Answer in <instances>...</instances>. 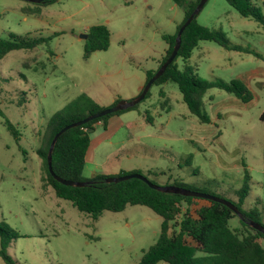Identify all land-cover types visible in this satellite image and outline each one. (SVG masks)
Wrapping results in <instances>:
<instances>
[{
	"label": "rangeland",
	"instance_id": "1",
	"mask_svg": "<svg viewBox=\"0 0 264 264\" xmlns=\"http://www.w3.org/2000/svg\"><path fill=\"white\" fill-rule=\"evenodd\" d=\"M250 1L264 14V0ZM182 18L183 10L171 0H56L48 4L0 0V37L12 33L49 38L32 50H13L0 59V223L20 235L6 247L15 261L136 264L155 243L162 219L146 206L105 210L94 220L57 197L45 184L36 149L49 117L78 97L102 107L116 93L131 97L165 52L162 34L173 33ZM196 21L221 30L231 42L262 56L238 54L200 41L187 61L198 78L228 83L243 70L264 66V31L225 0H207ZM95 24L109 29V46L84 58L81 34ZM160 89L165 96L159 94ZM254 91L264 99V90ZM228 95L233 96L218 88L204 93L201 109L209 117L207 125L190 113L175 83L152 84L148 97L123 115L128 124L95 150V160L104 161L98 171L135 167L132 171L146 174L143 167H147L156 173L148 178L158 185H165L170 176L169 183L232 203H237V190L245 182L249 189L242 209L257 210L264 223V174L258 170L264 155L263 130L259 129L264 127L259 120L262 103L224 106ZM153 103L155 109L150 106ZM144 110L155 124L142 126L159 137L144 138L141 144L132 142L127 150L122 149L121 142L144 133L131 127L135 118L141 120ZM7 123L16 126L18 138ZM202 127L206 128L203 132ZM246 165L254 167L252 180ZM93 169L86 163L83 176L91 177ZM257 198L261 204L255 202ZM228 224L241 227L237 216ZM0 264H6L1 257Z\"/></svg>",
	"mask_w": 264,
	"mask_h": 264
},
{
	"label": "trees",
	"instance_id": "2",
	"mask_svg": "<svg viewBox=\"0 0 264 264\" xmlns=\"http://www.w3.org/2000/svg\"><path fill=\"white\" fill-rule=\"evenodd\" d=\"M55 1L44 0L41 3L48 4ZM171 1L183 10V18L173 33L162 34L167 45L166 51L157 67L146 72L144 84L171 53L179 27L193 11L199 0ZM225 1L242 17L256 21L264 31V14L250 0ZM86 34L84 58H88L94 51L108 48L109 29L107 26L103 24L91 25ZM48 40V37L30 36L28 34L11 33L7 37H0V59L10 51L30 50L40 44L47 43ZM200 41H209L227 50L252 52L249 48L231 42L221 30L210 29L199 24L195 17L181 34L180 47L175 58L153 84H162L168 81L175 83L181 94L182 102L185 103L190 113L198 117L200 122L208 123L209 117L201 109L202 97L208 89L224 90L242 102H248L253 95L238 78L225 83L217 80L207 81L196 76L187 61ZM178 60L181 61V64L178 63ZM159 94L162 96L163 90L160 89ZM148 95L149 90L144 99ZM117 101H114L110 106H113ZM83 104L86 107L84 110H80ZM136 105L69 128L58 137L51 156L52 169L56 175L63 179L89 182L82 187L64 185L51 176L46 160L48 147L54 134L63 126L79 121L107 107H102L88 98L80 96L72 104H68L63 109L53 113L46 123L40 145L36 149L43 162L45 184L53 189L57 197L69 201L73 207L86 213L94 220L98 219L105 210L120 212L128 205L146 206L160 216L162 221L159 235L155 243L143 252L141 259L136 264H157L160 261L168 264H264V234L250 227L245 220H253L263 226L264 223H262L257 210L242 209L243 201L249 189L245 182L237 190V203H233L241 211L245 220L239 219L241 227L231 228L228 221L236 215L222 203L161 192L150 188L145 182L137 178L107 183L106 178L110 175L95 173L89 178L83 176L85 157L90 146V133L94 124L97 121H105L113 115L133 109ZM141 115L146 124L153 123L154 120L149 116L147 110H144ZM259 120L264 122V108L259 114ZM7 128L15 138H18L19 133L16 126L7 123ZM130 173H140L147 178L149 175L156 174L152 170L146 174L139 170H122L115 176ZM149 180L155 183L151 179ZM165 185L180 186L175 182H166ZM189 190L195 191L197 189L189 188ZM202 201L204 203H201ZM18 237L20 235L15 230L4 222L0 223V257L6 264H21L6 252V247L10 241ZM198 253L202 254L198 255Z\"/></svg>",
	"mask_w": 264,
	"mask_h": 264
},
{
	"label": "crops",
	"instance_id": "3",
	"mask_svg": "<svg viewBox=\"0 0 264 264\" xmlns=\"http://www.w3.org/2000/svg\"><path fill=\"white\" fill-rule=\"evenodd\" d=\"M25 19H26V17H25ZM246 48H249V47H246ZM30 50H32V49H30ZM250 50L252 52H240V51H235V50H228V51H233V52H236L238 54H240V53L253 54L256 57H262L259 52L255 51L253 49H250ZM165 51H166V49H165ZM243 60H244L243 57H240V61L243 62ZM158 64H159V62H158ZM145 78H146V74H145ZM236 78L240 79L248 87V89L252 92L253 97L248 102H242L237 97H235L233 94H232L233 96L228 95V96H225L226 98L224 97L225 100L227 101V103L224 106L232 105V106H234L236 108H238V107L242 108V107L248 106L249 103L251 104V102L257 101L258 103H262L261 109L264 108V99L262 98L263 95L260 96L259 94H257L254 91V89L257 90V91H263L264 90V66L261 65V66L255 67V68H250V69L243 70L240 73H238ZM144 82H145V79H144V81H142L138 85V87L136 89V92L133 93V95H130L131 97H129L128 95L121 96L118 93L114 94L113 97L111 98L110 102L105 107H109L116 100H120V99L129 100L130 98H132V96H136L139 93V91L142 89V87L144 85ZM163 95L165 96L164 91H163ZM157 103H158V101H157ZM150 106H152L154 109L156 108L154 103L151 104ZM169 109L168 108L165 109L166 113L169 112ZM128 111H130V110H128ZM126 113H128V112L124 111V112H122L120 114L113 115V116L107 118L105 121H97L94 124V128H93V130L90 133V146H89V148L87 150L86 157H85V164H84V166L86 165V163H89V162L92 164V166L94 168L92 175H94L95 173H101L98 170H100L102 164L104 163V161L102 163H100V162L95 160V150L99 147V145L102 142L110 141L113 138L115 131H117L119 128L125 126L126 124H128L123 119V115H125ZM216 114H217V117L219 118V113L217 112ZM157 115L160 116L161 114L157 112ZM143 124H146V123L144 122L142 116H141V120H139L138 118H135V120H133V122L131 123V127L136 128V130L144 131V133L140 134V135H137L136 137H129L124 142H121L119 145L121 146L122 149H124V147H125L126 150H127L129 144H131L132 142L141 144V140L144 139V138L145 139H152V138L159 137L156 134H152L151 132H149V130H146V128H144V126H142ZM154 124H155V122L152 123V124H149V125L152 126ZM206 124L209 125V122L206 123ZM213 125H216V123L214 122ZM260 127L261 126H259V129L263 130L262 140H263V145H264V127H262V128H260ZM201 129H202L201 132L206 130L205 127H202ZM260 161H261V168L258 169V170H259L260 174H264V155H263L262 158H260ZM241 165L243 167H245V165L243 163H241ZM138 166H140V164ZM134 168L135 167H133V169ZM136 168H139V167H136ZM246 168H247V171H248L247 173L249 175V180H252L253 176H254V167L252 165H250V166L246 165ZM133 169H132V167H130V169H122L120 167L116 171L114 170V171H111L110 173H103V172L102 173L106 174V175H117L122 170L123 171H126V170L127 171H132ZM137 170L140 171V169H137ZM143 170H145L144 172H148L150 169H148L147 167H143ZM170 179H171V177L168 176L167 180H165L164 182L166 183ZM256 182L259 183L261 186L263 185V184L260 183V181L256 180ZM247 196H248V193H247L246 197ZM255 202L257 204H261L259 198L255 199ZM243 203H244V201H243Z\"/></svg>",
	"mask_w": 264,
	"mask_h": 264
},
{
	"label": "water",
	"instance_id": "4",
	"mask_svg": "<svg viewBox=\"0 0 264 264\" xmlns=\"http://www.w3.org/2000/svg\"><path fill=\"white\" fill-rule=\"evenodd\" d=\"M29 2H34V3H41L44 0H26ZM207 0H199L197 5L195 6V8L193 9V11L189 14V16L185 19V21L181 24V26L179 27L177 34H176V38H175V44L173 46V49L171 51V53L169 54V56L166 58V60L159 66V68L155 71V73L147 80V82L143 85L140 93H138L134 98L129 99V100H118L113 106L104 108L98 112H95L93 114H90L88 116H86L85 118L76 121V122H72L70 124H67L65 126H63L61 129H59L54 136L52 137L49 147H48V151H47V156H46V160H47V167H48V171L51 174V176L58 182L64 184V185H68V186H75V187H82L87 185L89 182L87 181H74V180H68V179H63L61 177H59L58 175H56L52 169L51 166V156H52V151L54 148V145L58 139V137L65 132L67 129L75 127V126H79L81 124H84L92 119L113 113V112H117L119 110H124L128 107H131L137 103H139L140 101H142L147 93V91L149 90V88L151 87V85L153 84V82L164 72V70L166 69V67L173 61V59L175 58L177 51L180 47V42H181V34L183 32V30L185 29V27L187 25H189V23L197 16V14L200 12L201 8L203 7V5L205 4ZM81 37L83 39H86L87 34H81ZM131 178H137L142 180L143 182H145L150 188L161 191V192H166V193H174V194H180V195H184V196H192V197H197V198H202V199H207V200H211V201H216L219 203L224 204L225 206H227L230 210H232L235 215L242 220H245L241 211L235 206V204H233L232 202L217 197V196H213V195H209L203 192H198V191H193V190H189L183 187H179V186H175V185H158L156 183H152L146 176H144L143 174L140 173H130V174H124V175H120V176H109L106 178V182L107 183H111V182H120L123 180H128ZM245 222L252 228H254L255 230L261 232L264 234V226L256 221L253 220H245Z\"/></svg>",
	"mask_w": 264,
	"mask_h": 264
}]
</instances>
